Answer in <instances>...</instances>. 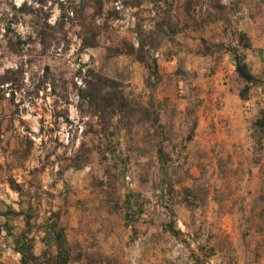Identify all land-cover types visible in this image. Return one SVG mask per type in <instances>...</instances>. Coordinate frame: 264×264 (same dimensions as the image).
<instances>
[{"label":"rangeland","instance_id":"rangeland-1","mask_svg":"<svg viewBox=\"0 0 264 264\" xmlns=\"http://www.w3.org/2000/svg\"><path fill=\"white\" fill-rule=\"evenodd\" d=\"M263 121L264 0H0V264H264Z\"/></svg>","mask_w":264,"mask_h":264},{"label":"trees","instance_id":"trees-1","mask_svg":"<svg viewBox=\"0 0 264 264\" xmlns=\"http://www.w3.org/2000/svg\"><path fill=\"white\" fill-rule=\"evenodd\" d=\"M235 59H236V62H237V71H238L239 75L242 78L246 79L247 81L253 80L254 79L253 75L249 72L246 64H244L242 62V60L239 58V56H237V54H235ZM59 238L61 240H63V237L62 236H59ZM66 261H67V258H66L65 262Z\"/></svg>","mask_w":264,"mask_h":264}]
</instances>
